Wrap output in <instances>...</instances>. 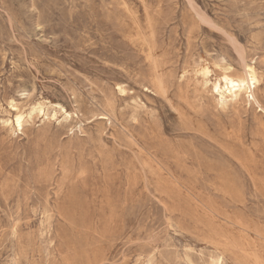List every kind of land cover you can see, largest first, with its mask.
I'll list each match as a JSON object with an SVG mask.
<instances>
[{"label": "rangeland", "instance_id": "374dc122", "mask_svg": "<svg viewBox=\"0 0 264 264\" xmlns=\"http://www.w3.org/2000/svg\"><path fill=\"white\" fill-rule=\"evenodd\" d=\"M0 264H264V0H0Z\"/></svg>", "mask_w": 264, "mask_h": 264}, {"label": "bare ground", "instance_id": "6f19581e", "mask_svg": "<svg viewBox=\"0 0 264 264\" xmlns=\"http://www.w3.org/2000/svg\"><path fill=\"white\" fill-rule=\"evenodd\" d=\"M259 82L260 80L256 69L252 65L244 63L241 79L236 80L232 76L224 75L221 78V83L215 86V91L221 96L222 103H227L229 100L238 101V99L243 94H247L251 100H254V102L257 103L254 95V89L256 88L257 84H259ZM119 89L122 91L121 88ZM14 110L18 112V108L14 107ZM8 122L11 126L10 128H12L14 131H21L23 129L24 119L23 116L19 113H17V115L15 116V120H11Z\"/></svg>", "mask_w": 264, "mask_h": 264}]
</instances>
